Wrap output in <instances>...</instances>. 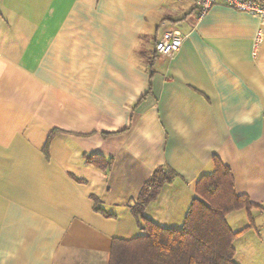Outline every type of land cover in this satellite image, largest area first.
Instances as JSON below:
<instances>
[{"label": "crops", "instance_id": "1", "mask_svg": "<svg viewBox=\"0 0 264 264\" xmlns=\"http://www.w3.org/2000/svg\"><path fill=\"white\" fill-rule=\"evenodd\" d=\"M172 29L179 50L150 67ZM213 156L263 214L257 18L222 3L199 18L191 0H0V264H107L112 239L140 229L129 205L159 166L177 177L143 215L180 228Z\"/></svg>", "mask_w": 264, "mask_h": 264}, {"label": "trees", "instance_id": "2", "mask_svg": "<svg viewBox=\"0 0 264 264\" xmlns=\"http://www.w3.org/2000/svg\"><path fill=\"white\" fill-rule=\"evenodd\" d=\"M180 21L171 20L173 24ZM155 41L151 51L146 53L150 67L158 58L154 50ZM54 133H50L43 147L45 155ZM83 158L85 164L103 172L110 171L112 167V159H105L99 154H85ZM211 162L212 172L195 181L193 198L182 226L177 229L162 228L143 215L163 186L177 177L168 166L154 169L129 205V211L143 235L130 239L113 238L107 264H237L233 243L253 226L252 211L262 208L254 205L247 195L235 192L233 174L219 157L213 156ZM95 210L101 211L96 206ZM241 210L246 212L249 224L233 231L226 218Z\"/></svg>", "mask_w": 264, "mask_h": 264}, {"label": "built area", "instance_id": "3", "mask_svg": "<svg viewBox=\"0 0 264 264\" xmlns=\"http://www.w3.org/2000/svg\"><path fill=\"white\" fill-rule=\"evenodd\" d=\"M197 10L198 17H203L210 8L218 3L241 13H246L257 18L264 24V2L260 0H191ZM182 35L176 30H167L162 32L160 37L155 41L154 50L160 57H171L180 48ZM262 41V31L258 30L253 39V48L255 49Z\"/></svg>", "mask_w": 264, "mask_h": 264}, {"label": "rangeland", "instance_id": "4", "mask_svg": "<svg viewBox=\"0 0 264 264\" xmlns=\"http://www.w3.org/2000/svg\"><path fill=\"white\" fill-rule=\"evenodd\" d=\"M252 214V213H251ZM253 226L239 236L235 242V261L237 264H264V213L252 215ZM232 220H238V225ZM232 228H244L249 224V220L245 211H237L230 214L228 218ZM143 235L139 229L134 233H128L124 238H135Z\"/></svg>", "mask_w": 264, "mask_h": 264}]
</instances>
